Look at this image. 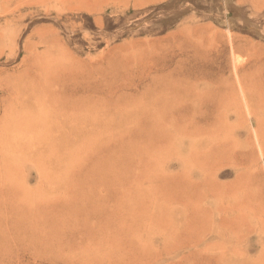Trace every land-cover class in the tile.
Wrapping results in <instances>:
<instances>
[{
    "label": "rangeland",
    "instance_id": "rangeland-1",
    "mask_svg": "<svg viewBox=\"0 0 264 264\" xmlns=\"http://www.w3.org/2000/svg\"><path fill=\"white\" fill-rule=\"evenodd\" d=\"M0 264H264V0H0Z\"/></svg>",
    "mask_w": 264,
    "mask_h": 264
},
{
    "label": "bare ground",
    "instance_id": "bare-ground-1",
    "mask_svg": "<svg viewBox=\"0 0 264 264\" xmlns=\"http://www.w3.org/2000/svg\"><path fill=\"white\" fill-rule=\"evenodd\" d=\"M51 149V148H50Z\"/></svg>",
    "mask_w": 264,
    "mask_h": 264
}]
</instances>
